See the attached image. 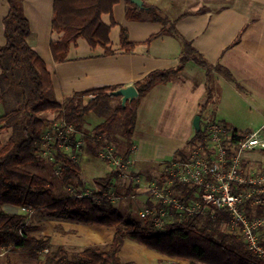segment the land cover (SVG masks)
<instances>
[{
  "label": "trees",
  "instance_id": "obj_1",
  "mask_svg": "<svg viewBox=\"0 0 264 264\" xmlns=\"http://www.w3.org/2000/svg\"><path fill=\"white\" fill-rule=\"evenodd\" d=\"M7 1L9 11L3 18L6 41L0 46V101L5 107L4 114L0 116V129L11 128L12 131L5 143L0 141V248L30 252L38 258L37 264H65L70 261V253L65 246L53 244L50 237L33 232L28 223L30 213L23 210L26 208L40 212L50 219L114 227L115 234L109 243L85 246L77 254L83 264H138L135 261H125L120 255L126 239H132L165 256L186 259L190 264H264V258L248 248L242 234L230 228L231 216L227 210L213 207L208 213L174 218L160 229L155 226L152 216L134 218L130 213L120 211L107 196L112 190L119 196H133L137 191V183L129 184L124 193L118 190L116 186L121 178L118 168L96 177L91 194L85 196L82 195L86 184L82 177L80 157L75 160L69 153L58 148L54 160L51 161L58 165L63 182L75 189V193L58 196L49 178L27 167L28 164L36 163L44 157L43 137L54 119H62L68 124H73L78 132L85 133V142L92 148L95 141L113 144L112 135L117 127H120L124 141L117 145L125 146L123 160L131 159L140 100L155 86L167 84L177 78L190 59L206 68L208 82L212 78V70H216L243 90L233 74L219 63H210L193 43L178 31L176 20L161 15L157 6L146 3V7L140 8L131 0H127L126 15L129 20L139 21L147 16L162 25V30L152 34L145 43H150L165 33L181 41L183 56L180 65L153 70L137 80L135 85L139 98L127 103L126 107L122 106L120 96L107 94V91L118 86L75 92L66 101L61 102L56 98L52 73L45 59L28 40L31 28L23 1ZM119 1L54 0L52 29L59 34V38L52 40L50 44L54 60L65 61L72 45L81 38L92 48L102 47L105 54H111L114 51L111 48V32L117 25L113 9ZM106 14L110 15L109 23L103 18ZM241 35L242 32L232 45L240 41ZM137 44L138 42L130 39L127 29L122 28L119 36L120 49L130 51ZM114 97L119 100L116 107L109 103ZM85 98L89 99L87 103ZM212 98L213 93L209 89L206 99L201 103L202 110ZM100 109L104 113H110L104 122L88 132L85 124L86 114ZM50 112L55 114L53 118L49 117ZM207 135L208 125L204 128L201 126L174 159L184 158L186 152L204 141ZM244 135L235 131L230 138L225 133V144L233 145L237 138ZM74 149L78 152L75 145ZM169 163L170 161L166 166ZM169 178L166 168L157 182L159 187L168 191L171 196L185 203L200 197L198 185L175 181L168 187ZM250 186L249 183H242L234 186L233 190L249 189ZM262 197L264 199V194ZM252 200L253 197H250L245 201L248 217L252 219L255 216H263L264 202L253 206ZM6 206L11 207L10 211L6 210ZM145 206L155 208L160 206V203L158 204L153 196H149ZM262 231L263 235L259 241L264 245V230ZM46 248L48 252L42 257L41 252ZM159 264L165 263L162 261Z\"/></svg>",
  "mask_w": 264,
  "mask_h": 264
},
{
  "label": "crops",
  "instance_id": "obj_2",
  "mask_svg": "<svg viewBox=\"0 0 264 264\" xmlns=\"http://www.w3.org/2000/svg\"><path fill=\"white\" fill-rule=\"evenodd\" d=\"M22 1L31 28L28 40L45 59L53 84L55 79L64 99L83 90L135 83L153 70L177 67L181 63L182 43L173 35L165 33L145 43L152 34L162 30V25L147 16L139 21L129 20L127 0H120L114 6L117 25L113 29L119 28V36L122 28L127 29L130 39L138 42L132 50H121L119 39L114 43L111 37L114 51L105 54L104 48L85 46L81 38L72 45L65 61L56 62L50 47L51 41L59 38L52 29L54 0ZM144 3L155 5L159 10L174 8L177 13L167 17L176 20L178 31L210 63L226 67L242 85L243 90H240L222 73L212 70V76L228 95L227 98L223 94L222 105L218 108L219 121L226 129L227 122H239L245 112L252 121L259 117L264 120V0H144ZM8 11V1L0 0V46L6 41L3 18ZM106 22H110V15ZM240 32V41L232 45ZM209 83L206 68L190 59L177 78L155 86L142 97L131 162L134 156L137 160L158 164L176 157L197 131L195 116L200 115L202 121L201 103L208 95ZM177 122L181 127L176 131L174 125ZM166 168L161 166V171ZM83 180L85 189H89L90 183ZM34 212L40 217L32 227L45 226L52 243L63 245L70 252L75 246L109 243L115 234L114 227L45 219L40 212ZM136 246L147 251L150 259L146 264H159L166 259L165 255L132 239H126L120 254L122 259L144 264L134 254Z\"/></svg>",
  "mask_w": 264,
  "mask_h": 264
},
{
  "label": "built area",
  "instance_id": "obj_3",
  "mask_svg": "<svg viewBox=\"0 0 264 264\" xmlns=\"http://www.w3.org/2000/svg\"><path fill=\"white\" fill-rule=\"evenodd\" d=\"M225 132L224 123L218 121L208 123V135L205 140L190 148L184 158L173 159L167 166L170 175L167 186L170 187L175 181L198 185L201 191L199 198L189 203L182 202L161 189L157 181H153L148 187L160 206L155 208L145 206L140 216H152L155 226L162 229L174 218L208 213L213 207L227 210L231 216L230 228L239 230L248 248L264 258V245L259 241L264 230V215L250 219L245 207V201L250 197H253L251 202L253 206L264 202L262 197L264 174L247 173L243 168L245 152L264 150V127L237 138L233 145L225 144ZM74 136L77 138L74 139ZM85 136V133L78 132L73 124L55 119L44 134L43 155L49 160H54L60 148L78 160L85 144ZM74 145L78 152L75 151ZM100 155L106 161H110L112 167L120 169L121 176L124 175L123 169L132 163L130 159L125 161L122 156L117 155L112 144H106ZM242 183H249L251 186L249 189L233 190L234 186ZM70 191L75 193L73 188ZM91 192V189H85L82 195L89 196ZM107 196L113 202L120 197L115 190L109 192ZM23 210L30 214L33 212L26 208ZM212 214L214 215V211ZM170 264H183V261L172 259Z\"/></svg>",
  "mask_w": 264,
  "mask_h": 264
},
{
  "label": "rangeland",
  "instance_id": "obj_4",
  "mask_svg": "<svg viewBox=\"0 0 264 264\" xmlns=\"http://www.w3.org/2000/svg\"><path fill=\"white\" fill-rule=\"evenodd\" d=\"M148 1V0H146ZM159 13L163 16H174L177 12L174 8L167 10H159ZM109 15H104V20L108 21ZM112 41L114 43H117L119 39V28H114L112 31ZM85 46H88L85 39L80 40ZM54 91L56 98L64 102L66 99L62 98L60 95L59 90V84L54 79ZM210 90H212L213 98L209 102L206 108H203L201 110L202 113V121L201 126L204 128L208 125V122H221L219 121L220 113L218 112L219 105H222V96L224 94L227 95L222 91V87L219 85L218 81L215 79L214 76H212L210 80ZM228 98V95L226 96ZM89 101L88 98H85V103ZM1 102V101H0ZM2 103V102H1ZM113 107H116L119 104V100L117 97H114L109 102ZM250 108V107H249ZM0 111L4 114L5 107L2 105L0 106ZM110 111L103 112L102 109L96 111L92 110L88 112L85 116L86 120V129L88 132L91 131L93 127L96 125L104 122V120L109 115ZM49 117L53 118L55 114L52 112L48 113ZM196 117V116H195ZM195 119V118H194ZM55 120V119H54ZM228 127L226 130V136L232 137L237 131L239 134H245L249 133L258 129L263 128L262 126L264 124V120H262L261 117L258 118V120H251V117L247 114V112L243 113V115L240 117L239 122L229 123L227 122ZM176 131L179 127H181V124L177 122L174 125ZM11 128H5L0 129V141L2 143H5L8 138L11 135ZM177 133V132H176ZM113 140V146L116 149V154L119 156H122V153L124 151V144L117 145L119 142H123V134L120 127H117V130L115 131L114 135H112ZM106 144H108L107 141H95L93 143V148L90 147L88 143L85 142L83 151H81L80 156V165L82 169V177L87 182L90 183L88 185L89 189H93L95 187L94 185V179L99 176L105 175L108 171L114 169L111 165L110 161H106L101 157V152L104 150ZM189 151V150H188ZM187 151V152H188ZM42 155H43V146H42ZM44 156V155H43ZM244 163L243 168L247 173H259L264 174V151L263 150H254V151H247L243 155ZM169 161V160H168ZM163 161L161 164H158L156 162L152 161H141L137 160V158L134 156L132 157V163L128 168L123 169L124 175L121 176L117 183V188L122 191V193L125 192L129 184H138V188L136 193L133 196H126V195H120L116 200H114L115 206H117L120 211L124 213H130L134 218H139L140 212L144 209L146 205V201L149 196H152L148 184L157 181L161 174V166H166L168 162ZM160 165V166H159ZM28 168L34 170L35 172L46 176L51 180V182L55 186L56 195L62 196L65 193H71V189L73 188L71 185H68L63 182L61 179L60 173H59V167L58 165L53 164L51 160H49L47 157L40 158L36 163H30L27 165ZM138 182H136L137 180ZM11 207L6 206V210L10 211ZM37 217L39 218L40 215H36L35 212H32L29 214L28 223L31 226L33 232L36 233V235H45L47 234V228L43 225H36V227H32V224L36 222ZM45 217V216H44ZM48 218V217H47ZM46 219V217H45ZM240 233V231L238 230ZM50 237V236H48ZM51 238V237H50ZM74 247V246H73ZM84 247L80 248L75 246L74 251H69L73 255L70 256V261H68L65 264H83L82 259L80 257H77L76 254L79 250H82ZM47 249V248H46ZM46 249L41 252L42 257L48 252ZM155 251V250H154ZM157 252V251H156ZM159 253V252H158ZM128 254V253H127ZM131 254V253H130ZM133 254V252H132ZM172 259L182 260L183 264H190V262L186 259L177 258V257H169L166 256V259L163 260L165 264H170ZM162 262V261H161ZM37 264L38 258L32 255L30 252L27 251H8L6 248H0V264ZM137 263V262H136Z\"/></svg>",
  "mask_w": 264,
  "mask_h": 264
},
{
  "label": "water",
  "instance_id": "obj_5",
  "mask_svg": "<svg viewBox=\"0 0 264 264\" xmlns=\"http://www.w3.org/2000/svg\"><path fill=\"white\" fill-rule=\"evenodd\" d=\"M138 7H146L144 0H131ZM108 95L120 96V100L123 107H126L127 103H132L133 100L139 98V91L135 83H129L124 86L117 87L116 89L107 91ZM194 126L197 131L201 129V116L197 115L194 119Z\"/></svg>",
  "mask_w": 264,
  "mask_h": 264
},
{
  "label": "bare ground",
  "instance_id": "obj_6",
  "mask_svg": "<svg viewBox=\"0 0 264 264\" xmlns=\"http://www.w3.org/2000/svg\"><path fill=\"white\" fill-rule=\"evenodd\" d=\"M134 244V243H133ZM134 254L137 256V258L144 262V264L148 263L150 257L148 256V253L145 249H142L141 247L134 248Z\"/></svg>",
  "mask_w": 264,
  "mask_h": 264
}]
</instances>
